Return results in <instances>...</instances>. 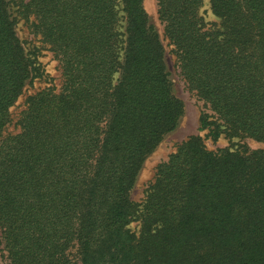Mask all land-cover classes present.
<instances>
[{"label":"trees","instance_id":"trees-1","mask_svg":"<svg viewBox=\"0 0 264 264\" xmlns=\"http://www.w3.org/2000/svg\"><path fill=\"white\" fill-rule=\"evenodd\" d=\"M0 0V230L9 264H264V148L184 140L140 203L147 157L184 115L144 0ZM208 4L214 19H207ZM215 134L264 143V0H157ZM59 61L43 75L18 17ZM138 221L135 230L129 225Z\"/></svg>","mask_w":264,"mask_h":264},{"label":"rangeland","instance_id":"rangeland-1","mask_svg":"<svg viewBox=\"0 0 264 264\" xmlns=\"http://www.w3.org/2000/svg\"><path fill=\"white\" fill-rule=\"evenodd\" d=\"M10 1L14 14L17 15L16 5L13 4L12 0ZM144 6L150 22L156 27L165 46L167 64L175 85L176 93L184 102V115L179 125L164 137L158 147L144 162L135 186L131 191V199L137 204L143 200L146 189L154 181L158 165L168 160L170 154L176 151L177 147L192 135L202 136L205 144L211 150H217L224 147L236 148L239 144L243 143L252 149L264 148V143L258 142L254 139L231 137L225 131L215 134L211 132L208 127L202 125L200 121L201 112H212L207 109L204 102L198 98L195 92L189 90L187 83L177 66L172 47L165 37L164 24L159 17L157 0H144ZM204 9L207 10V19L213 20L214 17L211 14L208 4L205 5ZM17 31L25 48L30 52L36 51L37 61L41 64L43 75L35 78L27 84L23 96L13 107L12 111L14 120L7 128V131L14 133L18 131V127L15 125L17 115L21 109H23L27 96L45 87L58 86L62 81L61 67L53 52L46 48L38 37L32 34L25 20L20 19L19 17L17 20ZM138 225V221H133L129 227L135 230ZM9 263L8 252L2 241L0 230V264Z\"/></svg>","mask_w":264,"mask_h":264}]
</instances>
